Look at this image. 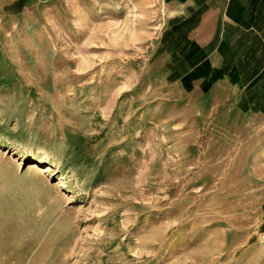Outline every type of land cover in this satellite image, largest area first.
I'll return each instance as SVG.
<instances>
[{"label": "rangeland", "instance_id": "1", "mask_svg": "<svg viewBox=\"0 0 264 264\" xmlns=\"http://www.w3.org/2000/svg\"><path fill=\"white\" fill-rule=\"evenodd\" d=\"M173 16L0 0V264H264V124L169 70Z\"/></svg>", "mask_w": 264, "mask_h": 264}, {"label": "crops", "instance_id": "2", "mask_svg": "<svg viewBox=\"0 0 264 264\" xmlns=\"http://www.w3.org/2000/svg\"><path fill=\"white\" fill-rule=\"evenodd\" d=\"M166 1L174 13L167 28L181 29L183 36L169 45L189 46L167 49L166 62L177 63L169 70L181 69V77L190 76L193 90L203 88L205 96L228 95L264 124V0ZM175 52L187 54L183 69Z\"/></svg>", "mask_w": 264, "mask_h": 264}, {"label": "bare ground", "instance_id": "3", "mask_svg": "<svg viewBox=\"0 0 264 264\" xmlns=\"http://www.w3.org/2000/svg\"><path fill=\"white\" fill-rule=\"evenodd\" d=\"M43 163H44L43 159L33 160L29 163L30 165L28 167V170L29 171L42 170V172H44V173L53 172L52 166H50V165L42 166ZM57 184H64V182H63V180H59V182Z\"/></svg>", "mask_w": 264, "mask_h": 264}]
</instances>
